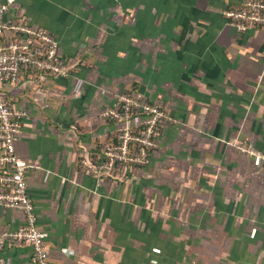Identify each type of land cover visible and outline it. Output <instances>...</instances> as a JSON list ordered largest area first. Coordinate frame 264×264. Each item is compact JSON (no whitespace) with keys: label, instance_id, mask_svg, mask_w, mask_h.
<instances>
[{"label":"crops","instance_id":"1","mask_svg":"<svg viewBox=\"0 0 264 264\" xmlns=\"http://www.w3.org/2000/svg\"><path fill=\"white\" fill-rule=\"evenodd\" d=\"M241 0H15L58 41L69 75L24 67L4 83L27 116L15 138L51 264H264V30L237 32L221 11ZM128 89L164 107L148 163L99 177ZM128 171V170H127ZM24 214L0 209V232ZM0 264H32L8 242Z\"/></svg>","mask_w":264,"mask_h":264},{"label":"built area","instance_id":"2","mask_svg":"<svg viewBox=\"0 0 264 264\" xmlns=\"http://www.w3.org/2000/svg\"><path fill=\"white\" fill-rule=\"evenodd\" d=\"M15 0H0V209L15 208L24 214V222L15 230L0 232V252L8 242L22 241L32 247V264H51L48 259V233L37 226V215L28 191L26 170L31 164L19 157L15 138L27 116L14 108L3 93L4 83H16L24 67L57 77H67L69 69L58 52V41L43 26H33L25 19L5 22L4 15ZM222 15L234 29L243 33L264 30V0H241L226 5ZM113 121L115 137L103 147V159L97 167L83 160L88 171L100 177H116L123 168L148 163L157 148L163 124L170 119L166 109L146 99L141 93L121 92L103 111ZM242 150L264 167V151L251 145Z\"/></svg>","mask_w":264,"mask_h":264},{"label":"trees","instance_id":"3","mask_svg":"<svg viewBox=\"0 0 264 264\" xmlns=\"http://www.w3.org/2000/svg\"><path fill=\"white\" fill-rule=\"evenodd\" d=\"M132 90H133V89H128L127 92H132ZM113 135H114L113 137H115V134H113ZM134 168H136V167H134ZM134 168H127V169H126V175H127L128 173H130L129 171H130V170H133ZM127 170H128V171H127Z\"/></svg>","mask_w":264,"mask_h":264},{"label":"rangeland","instance_id":"4","mask_svg":"<svg viewBox=\"0 0 264 264\" xmlns=\"http://www.w3.org/2000/svg\"><path fill=\"white\" fill-rule=\"evenodd\" d=\"M124 92V91H123Z\"/></svg>","mask_w":264,"mask_h":264}]
</instances>
